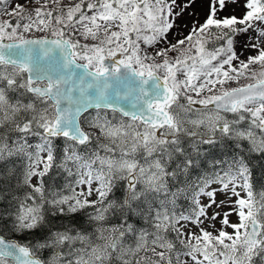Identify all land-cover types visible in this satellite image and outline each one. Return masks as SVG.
I'll return each instance as SVG.
<instances>
[{"label": "snow or ice", "instance_id": "1", "mask_svg": "<svg viewBox=\"0 0 264 264\" xmlns=\"http://www.w3.org/2000/svg\"><path fill=\"white\" fill-rule=\"evenodd\" d=\"M254 156L264 0H0V264H264Z\"/></svg>", "mask_w": 264, "mask_h": 264}, {"label": "trees", "instance_id": "2", "mask_svg": "<svg viewBox=\"0 0 264 264\" xmlns=\"http://www.w3.org/2000/svg\"><path fill=\"white\" fill-rule=\"evenodd\" d=\"M111 115V114H109ZM214 154H218L217 150H213ZM8 164H18V160L16 158H12L9 161H5L0 163V171H3ZM251 165L253 170V185L256 191H259L262 187H264V156H254L251 159ZM46 185H56L62 186L64 183V174H58L55 170L47 177H45ZM116 196H120V192L117 190L115 193ZM7 205L6 200H0V208H3ZM82 220L81 217H77V222ZM131 220L135 222L138 226L142 225V222L135 217H132ZM113 223H117L118 221H112ZM42 233L37 232L33 235L32 239L39 238ZM42 257H44L42 255Z\"/></svg>", "mask_w": 264, "mask_h": 264}, {"label": "rangeland", "instance_id": "3", "mask_svg": "<svg viewBox=\"0 0 264 264\" xmlns=\"http://www.w3.org/2000/svg\"><path fill=\"white\" fill-rule=\"evenodd\" d=\"M65 2H67V0H65ZM233 12H234L235 14L239 15L240 12H241V8H240V6H235V7H233V6L229 5V7L225 10V12L223 13V15L231 14V13H233ZM201 18H203V13H201ZM185 22H190V18H189L187 15H185V16L182 18V20L179 21V23L181 24V26H182L183 23H185ZM186 31H187V30L185 29V32H186ZM169 38H170V39L172 38L171 35H170ZM237 41H238V42H237V51L239 52L240 49H241V47L243 46L244 42L246 41V37H245V36H240V37L237 38ZM248 54H249V53H248L247 51H245L244 55L246 56V55H248ZM242 58H243V57H242ZM242 82H243V81H242ZM233 86H235V85H233ZM182 102H183V101H182ZM85 115H88V114L86 113ZM109 116H111V115H109ZM93 199H95V197H93ZM220 199H223V196L220 195V194H218V195H217V200L219 201ZM205 202H206V201H205ZM230 219H231V221L234 222V223L237 222V217H236L235 215L231 216ZM217 227H220L219 222H217ZM192 230L195 231V229H192ZM228 231L231 232L232 230H231V229H228ZM49 254H50V250H45V251L42 253V255L44 256L43 258L47 259L48 256H49Z\"/></svg>", "mask_w": 264, "mask_h": 264}]
</instances>
